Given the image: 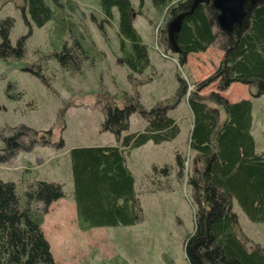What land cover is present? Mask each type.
I'll return each mask as SVG.
<instances>
[{
    "label": "trees",
    "instance_id": "1",
    "mask_svg": "<svg viewBox=\"0 0 264 264\" xmlns=\"http://www.w3.org/2000/svg\"><path fill=\"white\" fill-rule=\"evenodd\" d=\"M52 1L54 7L47 0H22L16 5L21 8L27 31L15 43L9 39L13 17L0 18V59L21 58L32 25L41 27L50 19L55 21L61 48L41 54V64L28 69L44 81L40 69L49 59L74 74L86 66L94 67L106 57L91 37L83 16L76 13L73 0ZM151 2L154 9L164 14L159 39L165 48L177 53L179 64L185 63L188 53L204 51L213 44L223 52L219 65L187 97L192 114L191 169L185 173V157L180 153L175 157L176 176L181 180L185 174L195 207L193 231L183 244L187 264H264L261 246L249 249L243 245L238 235V215L233 209L235 202L250 221L264 223V155L255 149L252 102L249 98L231 102L219 91L207 95L198 92L216 80L218 90L238 81L254 88L256 95L264 93V0L247 2L245 15L229 30L218 26V11L211 0ZM99 6L103 23H110L113 10L117 11L120 54L116 61L128 68L127 80L131 82L135 75L151 67L147 44L134 26L138 10L131 0H99ZM100 28L103 30L101 24ZM176 78L177 87L171 100L145 107L135 90L121 106L106 103L102 124L114 135V145L70 148L72 196L79 228L132 225L141 220L142 209L134 176L126 164V152L147 141L159 144L178 135L180 127L168 111L182 98L187 82L179 75ZM134 111L145 125L123 133ZM27 130L31 129L21 125L12 134L1 137L6 147L12 149L8 152L10 156L15 148L29 149L38 140L34 134L29 144L22 146L19 136ZM41 132V143L49 141L45 135L48 131ZM158 170L167 175L169 164L154 163L152 172ZM62 197L63 185L58 181L41 179L19 189L14 181L0 179V264H56L41 225L49 205Z\"/></svg>",
    "mask_w": 264,
    "mask_h": 264
},
{
    "label": "rangeland",
    "instance_id": "2",
    "mask_svg": "<svg viewBox=\"0 0 264 264\" xmlns=\"http://www.w3.org/2000/svg\"><path fill=\"white\" fill-rule=\"evenodd\" d=\"M47 2L54 7L52 0ZM73 2L76 13L79 17L83 16L91 37L97 46L107 50L109 59L99 61L94 67L86 66L80 73L74 74L62 69L54 59H49L42 63L40 69L45 81L30 72L29 66L41 64V54L61 48L59 32L52 19L41 27L32 26L21 58L0 59V179L14 181L19 189L41 179L62 183L64 197L57 201V205L53 204L51 210L48 207L44 224L56 264H112L115 261L118 264H168V261L171 264H187L183 244L193 231L195 207L189 187L185 184V174L181 180L176 176L175 160L177 153L182 154L186 159L185 173L191 169L193 153L189 149V127L192 114L187 105V91L181 103L174 104L168 112L178 119L181 133L160 145L149 141L131 151L134 183L142 209L140 221L132 225L78 228L69 150L79 145L105 144L113 139V135L102 125V110L108 101L121 106L139 86L140 100L145 107L171 100L177 87L173 85V80L177 83V74L186 82L185 76L188 77V89L195 87L214 70L216 56L220 54L218 46L213 44L214 51H205L201 55L202 60L198 61L199 57L194 55L196 59L191 57L182 66L161 58L164 64L160 66V77L142 87L153 75V70L147 69L130 82L127 80L128 69L116 61V56L120 54L116 9L111 22L103 23L99 0ZM21 3L22 0H0V18L11 16L14 19L9 33L11 43L27 31L21 8L16 6ZM131 3L136 10H140V14L135 16L134 26L153 55L155 40L157 36L161 37L159 28L164 23V14L154 9L151 0H131ZM160 44L159 49L164 51L162 39ZM164 52L173 56L169 51ZM9 83L11 86L8 88ZM210 90H218L216 80L198 92L208 94ZM218 91L226 92V89ZM254 92L255 89L248 85L227 89L231 100L242 95L251 99L255 149L264 155V93L255 96ZM7 93L14 97H9ZM144 124V119L134 111L127 131L141 129ZM21 125L31 129L19 136L22 146L29 144L34 134L38 140L29 149L25 146L15 148L10 156L8 152L12 149L6 147L8 145L1 137L12 134ZM45 130L48 131L45 135H48L49 141L41 143L39 139L43 137L39 135ZM154 163L159 166L169 164L167 175H161L160 170L153 173ZM233 209L239 214L238 235L243 245L249 249L257 245L264 250V223L249 221L235 202Z\"/></svg>",
    "mask_w": 264,
    "mask_h": 264
},
{
    "label": "crops",
    "instance_id": "3",
    "mask_svg": "<svg viewBox=\"0 0 264 264\" xmlns=\"http://www.w3.org/2000/svg\"><path fill=\"white\" fill-rule=\"evenodd\" d=\"M140 34V33H139ZM141 36V35H140ZM142 37V36H141ZM143 39V38H142ZM144 41V40H143ZM146 44H147V48H148V53H149V57H150V61H151V64H152V69H153V77H152V79L150 80V81H148L147 83H144V84H142V87L143 86H146V85H149V84H151V83H153L154 81H155V79L157 78V77H160V74H161V71H159L160 70V66H163V64H164V62L161 60V58L159 57V55H158V53L156 52V50H154L155 52H154V54L153 55H151L150 54V51H149V45H148V43L146 42V41H144ZM103 49V48H102ZM103 50H105L106 51V54H107V50L106 49H103ZM210 50H212V51H214V49L212 48V46H209V47H207L204 51H199V52H192V53H189L188 55H187V57H186V62L185 63H187V61H188V59L190 60L191 59V57H194L195 59H196V57H199V59H197L198 61H200V60H202V54L205 52V51H210ZM218 51H220V54H218L217 56H216V61H215V67L217 66V64L219 63V60H220V58H221V56H222V51L221 50H219V49H217ZM219 53V52H218ZM194 55H196V57L194 56ZM194 58H192V59H194ZM109 58H108V55H106V60H108ZM184 65H186V64H184ZM188 65H190V62H189V64ZM203 77V76H202ZM204 78V77H203ZM174 79V78H173ZM173 85L175 86H177V83H176V80H173ZM233 85H235V86H237V85H239V87H241V85H242V87L243 86H246L245 84H242V83H239V82H232V83H230L225 89H226V92L224 93V92H221V94L224 96V97H226L229 101H231V102H234V101H236V100H240V99H243V98H246L245 96L246 95H242V96H240L239 97V99H236V100H231V99H229L228 98V95H227V89L229 88V87H235V86H233ZM141 87L139 86V89H140ZM139 91V95H140V98H141V93H140V90H138ZM239 91H242L241 89L239 90ZM162 98V97H161ZM181 101H182V99L179 101L180 103H181ZM177 105H179V104H177ZM177 107V106H176ZM131 116H132V114L129 116V121H130V119H131ZM223 116H224V114H223ZM176 119V118H175ZM176 121H177V123H178V125H179V127H180V124H179V121H178V119H176ZM191 123H192V121H191ZM191 123H190V127H189V130L191 129ZM253 129V126L251 125V130ZM125 132V131H124ZM110 133V132H109ZM180 133H181V127H180ZM179 133V134H180ZM253 134V133H252ZM254 136V135H253ZM149 142V141H148ZM148 142H146L145 144H143V145H141V146H139V147H142V146H144V145H146ZM116 142H115V139H114V137H113V139H110L109 140V142L108 143H105L104 145H114ZM89 145V144H88ZM157 145H160V143L159 144H157ZM139 147H136V148H139ZM135 149V148H134ZM133 149H131V150H129L128 152H126V164H127V166H128V168L130 169V171H131V173L133 174V176H134V172H133V167H132V163H133V159L131 158V151H132ZM61 198H59V199H57V200H55V201H53L50 205H49V209L51 210L52 209V205L53 204H56L57 205V201H59ZM60 209H61V207H60ZM47 213H46V215H44V219H43V223H42V225H41V227H42V230H43V232H44V235L46 236V233H45V230H44V224H45V222H46V217H47ZM47 228V227H46ZM92 228V227H91ZM48 231V230H47Z\"/></svg>",
    "mask_w": 264,
    "mask_h": 264
},
{
    "label": "water",
    "instance_id": "4",
    "mask_svg": "<svg viewBox=\"0 0 264 264\" xmlns=\"http://www.w3.org/2000/svg\"><path fill=\"white\" fill-rule=\"evenodd\" d=\"M255 0H211L217 9L216 22L223 30L231 29L233 23L240 22L245 15L247 2Z\"/></svg>",
    "mask_w": 264,
    "mask_h": 264
}]
</instances>
